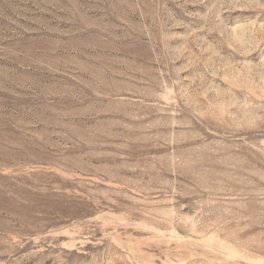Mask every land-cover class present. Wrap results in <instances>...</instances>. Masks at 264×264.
<instances>
[{"label": "rangeland", "instance_id": "obj_1", "mask_svg": "<svg viewBox=\"0 0 264 264\" xmlns=\"http://www.w3.org/2000/svg\"><path fill=\"white\" fill-rule=\"evenodd\" d=\"M0 264H264V0H0Z\"/></svg>", "mask_w": 264, "mask_h": 264}]
</instances>
